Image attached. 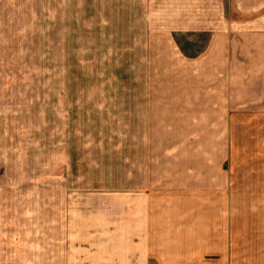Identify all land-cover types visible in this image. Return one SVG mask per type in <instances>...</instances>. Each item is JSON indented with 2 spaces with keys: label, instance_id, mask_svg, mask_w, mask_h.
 I'll list each match as a JSON object with an SVG mask.
<instances>
[{
  "label": "rangeland",
  "instance_id": "374dc122",
  "mask_svg": "<svg viewBox=\"0 0 264 264\" xmlns=\"http://www.w3.org/2000/svg\"><path fill=\"white\" fill-rule=\"evenodd\" d=\"M145 24L140 8L114 0H0V264H52L29 239L40 226L45 240L53 241V230L60 236L45 242L60 247L59 264L131 262L130 177L134 154L144 151L134 145V125L145 122L140 104L148 98L156 122L171 113L165 97L181 91L179 69L164 67L177 52L164 37L145 35ZM241 111L221 119L216 150L226 169L264 172V122ZM172 114L159 118L179 124L182 116ZM230 136L246 147L228 154ZM9 236L25 238L18 241L28 259H10Z\"/></svg>",
  "mask_w": 264,
  "mask_h": 264
},
{
  "label": "crops",
  "instance_id": "0c3cea01",
  "mask_svg": "<svg viewBox=\"0 0 264 264\" xmlns=\"http://www.w3.org/2000/svg\"><path fill=\"white\" fill-rule=\"evenodd\" d=\"M114 2L140 8L149 27L144 34L164 37L168 49L177 52L164 67L179 69L174 77L181 79L180 93L165 97L172 100L164 104L170 114H158L155 122L148 98L140 104L145 122L134 125V145L144 151L134 154L130 177L133 254L131 262L121 264H264V172L226 169L216 150L223 146V117L245 110L246 117L261 116L264 122V0ZM177 36L187 37L185 47ZM197 38L202 41L195 48L191 42ZM192 47L193 53L187 52ZM173 109L182 116L179 124L159 118L172 116ZM235 116L227 120L228 131L237 130ZM174 130L181 135L174 138ZM231 139L224 142L228 154L245 146ZM155 147L185 151L158 155ZM52 233L53 241L45 240L40 226L29 239H38V258L59 264L60 247L45 248V242L60 239ZM8 239L10 259L29 258L19 247L18 239L25 238Z\"/></svg>",
  "mask_w": 264,
  "mask_h": 264
}]
</instances>
